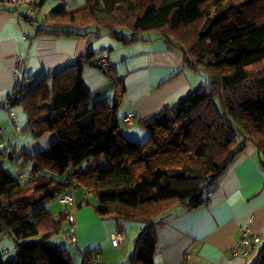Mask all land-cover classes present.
Listing matches in <instances>:
<instances>
[{"label": "trees", "instance_id": "1", "mask_svg": "<svg viewBox=\"0 0 264 264\" xmlns=\"http://www.w3.org/2000/svg\"><path fill=\"white\" fill-rule=\"evenodd\" d=\"M44 25L37 35L76 39L101 30L122 44L153 33L181 51L185 66L203 72L208 83L140 119L148 134L143 143L122 135L117 112L123 80L111 68L102 70L91 51L51 79L13 87L0 104L12 128L17 118L11 109L20 106L33 138L54 133L57 141L32 156L2 151L6 162L34 164L40 174L21 185L0 168V237L14 244L13 258L3 263L0 257V264H73L63 241L51 240L65 222L66 244H76L68 242L66 219L70 213L74 220V209L66 203L71 210L55 218L45 204L66 194L75 200V189L92 196L94 204L86 205L98 218L141 224L127 264H154L158 225L178 207L204 205L245 143L258 150L264 168V0H84L52 12ZM117 29L128 30L130 38L117 37ZM85 66L106 75L112 105L91 102L81 80ZM239 138L244 144L237 147ZM26 189L32 194L22 195ZM116 232L123 242L126 231ZM99 253L97 247L83 251L81 264H104ZM251 264H264V238Z\"/></svg>", "mask_w": 264, "mask_h": 264}, {"label": "crops", "instance_id": "2", "mask_svg": "<svg viewBox=\"0 0 264 264\" xmlns=\"http://www.w3.org/2000/svg\"><path fill=\"white\" fill-rule=\"evenodd\" d=\"M39 2L35 0L26 6L0 0V104L12 92L19 55L24 57L18 74L20 81L32 87L40 78L51 79L59 71L75 65L87 51H91L96 59L107 51L111 69L125 86L117 112L121 133L129 140L143 143L148 134L138 124L140 119L171 106L208 83L203 72H194L185 66L181 51L167 47L164 41L156 39L155 34L142 35L141 40L132 44H122L101 30L76 39L46 33L37 35L38 29L47 28L44 22L52 12L61 8H78L84 0H46L41 5ZM127 32L115 30L117 37L128 39L130 33ZM81 80L92 103L104 100L109 105L113 104L114 92L102 71L85 66ZM11 111L17 118L15 129L8 121L10 118L6 111L0 107V168L8 172L4 168L7 165L14 174L8 173L23 185L30 181L29 173L23 179L24 174L20 173L15 163L4 160L2 151L7 148L8 152H24L30 156L46 153L57 137L49 133L39 139L33 138L27 130L22 108L13 106ZM128 115L134 116V124L130 127L124 122ZM243 144L242 138H239L237 147ZM17 162L21 164V160ZM22 167L32 171L34 164L26 163ZM78 190L75 189V202L80 206L75 213L76 244L69 245V248L79 255L80 263L83 251L97 247L99 258L104 255V264H127L141 224L98 218L86 205L87 202L94 204L92 196L84 190L78 196ZM26 194L29 193L22 192V195ZM54 202L58 204L47 203L45 208L57 217L65 212L67 204L60 197ZM249 218L251 230L262 243L256 251H249L246 255L237 246ZM119 228L126 231V238L120 246L114 247L111 244L112 235ZM156 236L154 264H251L264 238V168L258 150L249 142L245 143L206 197L204 205L192 210L183 206L171 211L158 225ZM63 240L66 244L65 237ZM7 243V238L0 239V250L4 255L11 253L1 248ZM64 244L62 246L70 250ZM234 249H237L235 255Z\"/></svg>", "mask_w": 264, "mask_h": 264}, {"label": "built area", "instance_id": "3", "mask_svg": "<svg viewBox=\"0 0 264 264\" xmlns=\"http://www.w3.org/2000/svg\"><path fill=\"white\" fill-rule=\"evenodd\" d=\"M13 4H16V5H28L29 2H33L35 0H10ZM23 62H24V57L22 55H19L17 56L16 58V70L17 72L15 73V78H14V88L15 89H18L19 88V85L21 83L20 81V78L18 76V74L20 73V68H22V65H23ZM100 67L102 70H108L110 69V62H109V54L108 52L106 51H103L101 53V56H100ZM133 120H134V116L133 115H128L125 119H124V122L130 127L131 125H133ZM15 119L12 118V122H14ZM7 150L4 149L3 150V153H6ZM62 199L64 200L65 203L67 204H70V206L73 208V209H76L78 208L77 206V203L75 202L74 200V197L73 195H69V194H66L62 197ZM67 221H69L70 225L68 227V231L72 230V224L74 222L73 218L71 217V214L70 213H67V217H66ZM244 232H243V235H242V239H241V242L240 244L237 246L238 249H243L245 254L247 255V253L249 251H256V249L258 248L259 246V243L261 242V239L260 237L255 234L252 230H251V218L248 219V222L247 224L244 226ZM69 231V232H70ZM124 234L120 233V232H114V234L112 235V245L113 246H118L122 240L124 239ZM70 243H74V238L72 237L70 240H69ZM236 251L237 249H234L233 250V254L235 255L236 254Z\"/></svg>", "mask_w": 264, "mask_h": 264}, {"label": "rangeland", "instance_id": "4", "mask_svg": "<svg viewBox=\"0 0 264 264\" xmlns=\"http://www.w3.org/2000/svg\"><path fill=\"white\" fill-rule=\"evenodd\" d=\"M119 30H123V31H128V30H126V29H119ZM127 33H130L129 31L127 32ZM129 35V34H128ZM148 35H152V36H154V34H150V33H146V34H143V37H145V36H148ZM130 36H131V34H130ZM107 52V51H106ZM110 68H111V65H110ZM217 102V105H218V109H220L221 110V105H220V102H219V100H217L216 101ZM148 137V136H147ZM147 140V138L145 139V141ZM144 141V142H145ZM18 166V168H19V170H20V173L21 174H24V176L22 177L23 179L26 177V173H29V177H28V180H30L29 182H31V181H33V179H35V177L37 176V175H39L40 173H35L33 170L32 171H27L25 168H23L22 166H19V165H17ZM4 168H6V170L8 171V172H11L12 174H14V172L13 171H11L9 168H8V166L7 165H5L4 166ZM21 177V176H20ZM19 181V180H18ZM20 182V181H19ZM29 182H27V183H29ZM26 191H28V193L29 194H32V192L30 191V190H28V189H26ZM83 192V190L82 189H79L78 190V193H77V195L79 196V194H81ZM92 199V198H91ZM63 202H64V200L63 199H61ZM49 203H51L52 205L53 204H58V203H56V202H54V201H49ZM78 206V205H77ZM69 210H71V207L69 206V205H67V209H66V211H69ZM76 210H77V208L76 209H74V212H73V217H74V222H73V224H72V230L70 231V233H72V236L71 237H69L68 238V242H69V240L73 237L74 238V243L76 242V219H75V213H76ZM56 218V217H55ZM65 229V224H63L62 225V227H61V230H59L58 231V233L56 234V235H54V237L52 238V242H59V240H61V242L62 241H64L63 240V230ZM68 231V232H69ZM0 239H6V238H1L0 237ZM35 240H40V237H34L33 238V241H35ZM7 241H8V243L6 244V245H4L3 247H1V248H3L4 250H8V251H10L11 253L10 254H7V255H4V254H2V251L0 250V257L2 258V261H3V263H7L10 259H12L13 258V256H14V244H13V242H11V241H9L8 239H7ZM10 242V243H9ZM63 243V242H62ZM70 243V242H69ZM66 247H68V249H70V250H68V253H69V255L72 257V258H75L74 259V261H73V264H81L80 263V261H79V255H76V254H74L73 253V249L72 248H69V245L67 246L66 244H64ZM103 250V249H102ZM104 253V252H103ZM103 256L104 255H101V257L99 258V261L100 262H103L104 263V259H103ZM252 257H253V255H252Z\"/></svg>", "mask_w": 264, "mask_h": 264}]
</instances>
